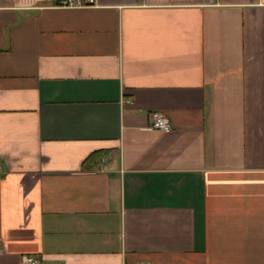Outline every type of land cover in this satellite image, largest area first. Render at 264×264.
I'll return each mask as SVG.
<instances>
[{
  "label": "crops",
  "instance_id": "1",
  "mask_svg": "<svg viewBox=\"0 0 264 264\" xmlns=\"http://www.w3.org/2000/svg\"><path fill=\"white\" fill-rule=\"evenodd\" d=\"M56 1L0 0V264H264V0Z\"/></svg>",
  "mask_w": 264,
  "mask_h": 264
},
{
  "label": "built area",
  "instance_id": "2",
  "mask_svg": "<svg viewBox=\"0 0 264 264\" xmlns=\"http://www.w3.org/2000/svg\"><path fill=\"white\" fill-rule=\"evenodd\" d=\"M97 4V0H57L55 5L58 7L65 8H83V7H93ZM153 118V129L168 132L173 129L172 123L170 120L160 112H154L151 114ZM106 160H102V164H104ZM2 250V246L0 244V251ZM22 264H40V261L35 256H25L22 260Z\"/></svg>",
  "mask_w": 264,
  "mask_h": 264
},
{
  "label": "trees",
  "instance_id": "3",
  "mask_svg": "<svg viewBox=\"0 0 264 264\" xmlns=\"http://www.w3.org/2000/svg\"><path fill=\"white\" fill-rule=\"evenodd\" d=\"M95 156V155H94ZM101 155H98L97 157H100Z\"/></svg>",
  "mask_w": 264,
  "mask_h": 264
}]
</instances>
